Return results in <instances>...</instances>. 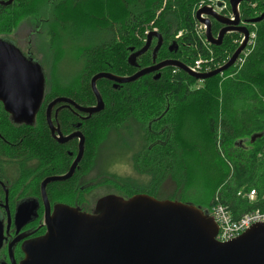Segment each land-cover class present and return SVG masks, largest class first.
I'll list each match as a JSON object with an SVG mask.
<instances>
[{"label": "trees", "instance_id": "trees-1", "mask_svg": "<svg viewBox=\"0 0 264 264\" xmlns=\"http://www.w3.org/2000/svg\"><path fill=\"white\" fill-rule=\"evenodd\" d=\"M209 2H220V13L229 16L228 0H12L0 4V38L13 42L15 32L28 31L22 52L44 70L42 105L56 96L92 105V75L105 71L126 76L152 64L151 49L136 58V66L127 63L129 48L144 45L145 31L161 35L156 62L170 56L190 67L198 55L212 56L209 69L203 66V72L225 63L242 36L229 32L215 46L204 40L202 32L197 33L194 12ZM238 9L241 20L260 16L264 0L242 1ZM246 27L254 37L237 62L211 78L196 80L167 66L159 71L158 79L149 73L116 87L109 80H98L104 108L84 121L85 156L92 157L84 158L81 174L92 167L95 170L98 163L107 168V157L113 161L133 157L136 179L109 172L108 178L98 177L100 183H109L123 197L147 193L156 198L158 191L176 196L195 190V206L208 212L217 198L233 219L264 211V17ZM220 28L212 20L214 35ZM155 42L152 38L151 47ZM35 44L50 51L54 48L56 58L49 62L38 57ZM169 45L173 50L178 47L170 55ZM66 56L76 68L74 75L60 72ZM39 111L33 123L43 120V110ZM59 116L63 129L70 128V115L61 111ZM21 128L0 104L1 139L11 140L16 133L14 140L25 138ZM258 133L262 135L252 142L251 136ZM49 143L52 153L61 146L62 154L74 145ZM2 145L7 146L0 141V153ZM92 179L95 182V176ZM72 180L53 183V192L66 200ZM78 181L80 186L88 183L81 175ZM250 190L256 193L253 202L245 197ZM77 192L79 205L86 190L78 186Z\"/></svg>", "mask_w": 264, "mask_h": 264}, {"label": "water", "instance_id": "water-1", "mask_svg": "<svg viewBox=\"0 0 264 264\" xmlns=\"http://www.w3.org/2000/svg\"><path fill=\"white\" fill-rule=\"evenodd\" d=\"M242 1L228 0L230 16H224L211 5H203L194 13L195 20L204 26L206 41L219 46L225 34L237 32L242 40L225 63L207 72H194L176 59L155 61L162 44L161 35L150 31L144 45L129 48L127 63L136 66V58L156 43L152 49V64L131 75L117 76L97 72L90 78L94 105L78 106L65 97H56L46 108V121L52 129L50 112L61 102L73 104L78 110L91 114L104 108L97 89L100 79L113 82V87L137 80L167 66L177 68L196 80H205L222 74L233 66L246 48L250 32L246 24H254L264 17L241 20L238 6ZM12 0L0 1L8 5ZM216 7H221L217 2ZM215 20L222 27L216 35L211 31ZM45 92V76L37 61L27 58L15 43L0 38V103L15 124H32ZM262 134L251 136L253 142ZM79 136V152L71 163L69 172L51 177L48 181L64 180L75 170L82 155L83 139L78 132L66 137H55L64 142ZM46 180V182H48ZM45 233L25 247L21 264H264V222L255 223L237 237L227 242L216 240L217 224L208 212L186 202L157 199L147 193L129 197L107 194L97 199L90 212L66 204L56 205L44 215Z\"/></svg>", "mask_w": 264, "mask_h": 264}, {"label": "flooded vegetation", "instance_id": "flooded-vegetation-1", "mask_svg": "<svg viewBox=\"0 0 264 264\" xmlns=\"http://www.w3.org/2000/svg\"><path fill=\"white\" fill-rule=\"evenodd\" d=\"M176 48L178 47L176 46ZM149 49L152 53L153 47L150 46ZM175 49L173 50V46L169 45V55L174 53ZM166 59L175 58L169 56ZM56 97H65L78 106H84L70 97ZM54 98L44 105L41 102L37 112L39 113L40 109L43 110L41 111V114H43L42 121L33 123V120L32 124L29 125L14 123V125L22 126L20 135L22 137L26 136L25 138L14 140V138H17L14 136L19 133H16L13 135V139L7 141L2 140L0 137V141L7 145H2V152L0 153V264H21L25 258L26 245L45 233L44 215L51 214L56 205L66 204L81 211H87L84 210L83 204L86 201L85 194H89L94 189L95 182L92 179L94 177V167L90 168L86 175L81 174L84 170L79 171V169L85 157H92L85 156V144L88 134H86L83 127L85 126L84 121L95 113L89 116L88 113L78 110L73 104L67 102L57 103L50 112L51 129L46 121V108ZM1 107L4 110L2 104ZM61 111H65L70 115L67 122L70 128L65 126L63 129V122L59 118ZM37 112L34 119L37 117ZM61 118L63 119V116ZM72 132H78L83 139L81 158L74 172L68 178L48 181L51 177L67 174L72 161L79 152V136L61 143L55 138L59 135L60 137H66ZM49 140L58 145H67L68 143L74 145L71 148H65L64 156L61 146L59 148L56 146V153H52ZM78 174L84 180L86 179L88 183L82 181L83 184L80 186ZM70 179L77 181L75 183L73 180L71 181L70 189L66 191L68 198L65 200L62 198L61 193L58 194V191L53 192V183ZM78 186L80 189L86 190L83 194V201L79 205L77 202L79 200ZM89 211H92V209Z\"/></svg>", "mask_w": 264, "mask_h": 264}, {"label": "rangeland", "instance_id": "rangeland-1", "mask_svg": "<svg viewBox=\"0 0 264 264\" xmlns=\"http://www.w3.org/2000/svg\"><path fill=\"white\" fill-rule=\"evenodd\" d=\"M26 32H28L25 29H20L17 32H15L13 35H11V40H13L15 45L23 51L24 46H25V39H26ZM8 40V39H7ZM10 41V40H8ZM12 42V41H11ZM53 50H48L45 46H39L35 44V52L37 53L38 57H43L46 58L47 61L51 62L53 58H56L54 56V51L55 49L52 48ZM24 52V51H23ZM25 53V52H24ZM54 56V57H53ZM41 66V65H40ZM42 69V67H41ZM67 72L69 75H74L76 72V68L70 59L69 56H66L63 59V62L61 64V71L60 72ZM43 72V69H42ZM99 158V157H98ZM107 168L102 167L99 163L97 167L94 170L93 176H95V185L94 189L89 193L85 194V203L83 206L85 207L84 210H87V212H90L89 210L94 208V205L97 201L102 196H105L107 194H117L119 195L114 189H112V186H109V183L105 186H103L98 177H103V178H108L107 174L109 172L115 173L119 176L122 177H131L133 179L137 178L138 173L135 168H134V162H133V157H115V160L113 161V157H107ZM98 160V159H97ZM136 172V173H135ZM248 192H245V197ZM153 194V193H151ZM240 193H238L239 195ZM156 198L158 199H171V200H178V201H183L186 203H191L194 205L196 203V199L198 197V192L195 190H190L187 193L183 195H176L172 196L170 195V192L166 191H158L155 193ZM256 196V195H255ZM255 196L253 197V200H249V202H253L255 200ZM82 205V204H81Z\"/></svg>", "mask_w": 264, "mask_h": 264}, {"label": "built area", "instance_id": "built-area-1", "mask_svg": "<svg viewBox=\"0 0 264 264\" xmlns=\"http://www.w3.org/2000/svg\"><path fill=\"white\" fill-rule=\"evenodd\" d=\"M204 5L213 6L217 10V12H220L222 9V4H221V7L218 8L216 7L215 2H209ZM202 6L203 5H200L199 7H202ZM198 24L199 25L197 27V33H200V32L204 33V26L200 23ZM145 33H148V31H145ZM253 37H254V34L250 33L248 43L251 41ZM204 40L206 41L205 37H204ZM211 62H212V56H210L208 59H203L202 57L198 55L196 59L193 60V64L192 66H190V69L194 72H203L201 71L202 67L204 66L205 70L209 69ZM174 71L175 70H173V72ZM255 194L256 193L253 190H250L247 193L246 198H248L249 200H253V197L255 196ZM208 213L213 218L215 223L217 224L218 230H217L216 240L218 242L230 241L233 238L240 235L246 229H248L251 225L255 223L264 222V211H253V212L245 213V214H242L237 219H233L227 207L224 204L218 202L217 198H215V202L212 203V205L210 206Z\"/></svg>", "mask_w": 264, "mask_h": 264}, {"label": "bare ground", "instance_id": "bare-ground-1", "mask_svg": "<svg viewBox=\"0 0 264 264\" xmlns=\"http://www.w3.org/2000/svg\"><path fill=\"white\" fill-rule=\"evenodd\" d=\"M193 34V33H192Z\"/></svg>", "mask_w": 264, "mask_h": 264}]
</instances>
